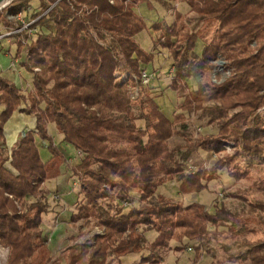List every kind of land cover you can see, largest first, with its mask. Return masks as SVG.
Instances as JSON below:
<instances>
[{"label": "trees", "instance_id": "obj_1", "mask_svg": "<svg viewBox=\"0 0 264 264\" xmlns=\"http://www.w3.org/2000/svg\"><path fill=\"white\" fill-rule=\"evenodd\" d=\"M31 1L11 0L0 9L3 27L14 28L10 17L25 13ZM153 1L170 7L163 0H37L39 11L29 27L43 31L33 40L24 31L10 35L15 57L25 50L19 64L32 75V89L25 94L0 77V245L9 248L6 264H122L129 255H139L137 264H160L167 251L182 252L187 243L198 244L197 264L201 245L218 229L245 249L229 256L230 262L264 264V174L241 168L243 157L264 160V0H170L185 3L193 15L176 10L171 25L150 27L157 36L153 52L159 46L172 59L168 88L181 102L171 119L148 86L138 85L132 97L133 77L153 61V53L136 42L146 25L135 10ZM216 61L228 74L223 80L219 74L210 78ZM189 80H197L192 89ZM15 112L34 118L35 126L8 150L4 130ZM186 114L215 132L194 137ZM49 124L81 154L72 174L82 202L70 223L81 221L101 232L75 240L58 260L41 229L48 211L44 184L59 177L66 162L48 134ZM173 137L182 143L170 149ZM38 139L47 146V161L40 157ZM226 144L232 154L210 169L185 171L192 154H221ZM223 168L235 181L248 182L229 193L246 205L240 213L223 205L212 213L200 203L185 205L161 194L152 200L168 182L182 196L199 194ZM148 233L155 234L150 243Z\"/></svg>", "mask_w": 264, "mask_h": 264}, {"label": "rangeland", "instance_id": "obj_2", "mask_svg": "<svg viewBox=\"0 0 264 264\" xmlns=\"http://www.w3.org/2000/svg\"><path fill=\"white\" fill-rule=\"evenodd\" d=\"M169 2L170 7H163L158 2H151L150 5L146 3L140 4L135 10L136 13L143 19L146 29L141 31L135 37L137 44L140 49L146 53H153V61L145 65V69L151 74V85L148 89L151 96L156 98V103L160 111L168 118L171 119L173 114L177 112V104L181 102V99L177 97V94L168 88L170 80L172 78L173 68L172 59L169 53L165 49L156 47L153 52V43L157 40V36L153 34L150 27L154 23H164L166 25H171L173 22V12L179 11L183 15L193 16L188 13V6L185 3H180L178 1L163 0ZM11 0H5L1 5L0 9L7 8ZM39 11L37 0H32L30 2L29 9L22 14H18L15 17H10V19L15 20L14 28L21 26L18 30L27 33L31 40H33L36 35L43 31L40 26L35 28H30L36 19H33V15ZM14 28H5L0 22V41L4 38H11L10 34L15 33L17 30ZM10 36V37H9ZM14 39V38H13ZM200 43L197 44L196 53L200 52ZM2 46V47H1ZM15 47L11 50L15 52ZM9 50V45L6 41L0 44V55H4L5 52ZM24 56H22L21 61L23 62ZM10 66L11 69L7 70L8 80L16 84L17 88L21 90H26L25 94L31 91L32 87V75L27 73L23 68H19L17 62ZM217 68L214 73L210 74V78L214 80L216 74H219L221 80L225 79L228 74L222 70V61H216ZM14 67V68H13ZM7 79V78H5ZM19 80V82H18ZM197 80H189L188 88L192 89L195 87ZM149 83V84H150ZM2 106H0V112L2 111ZM262 110L260 111V113ZM190 122V133L195 137L198 134H209L215 132V129L211 127H205L199 122L194 115H187ZM24 118L25 115H20ZM29 117L24 118L25 120ZM140 125V124H139ZM25 127V128H24ZM19 135H22L28 126H24ZM48 134L52 137L54 145L63 154L66 162L61 166L60 176L56 179L49 180L44 184L45 188L48 190L47 204L48 211L46 214L42 215L41 229L43 235L46 238L48 248L51 252L52 258L54 260L59 259L60 252L66 248L68 245L76 241H84L91 238L97 233H101L93 225L86 226L83 222L79 221L77 224L72 225L70 223V215L75 212L76 207L82 202V194L80 193V185L77 178L72 174V168L79 163L81 159V154L76 152L73 147L69 144L62 142L61 135L57 132L53 124H49L47 127ZM38 149L40 152V157L42 160L47 161L50 154L47 150L45 142L36 140ZM182 140L179 137H173L169 140V147L172 149L178 144H181ZM232 149L230 144H226L223 147L221 154L215 153H205L198 151L190 156L187 162H185V168L188 170H194L196 168H206L210 169L218 159L222 158L224 155H231ZM241 168L247 169L254 176H260L264 174V160L253 159L251 157H243L241 162ZM219 177L217 180L212 181L208 184L207 190L200 192L199 194H189L180 195L177 191V185L175 182H168L162 185L154 198L155 201L157 195L161 194L167 198L175 201H181L185 205L193 202L200 203L206 207L209 212L213 213L214 206L223 205L227 210L232 213H240L246 209V205L237 199L231 198L229 193L234 191L236 188H243L248 185V182L244 179L240 182L235 181L234 178L228 175V169L223 168L218 173ZM112 192L111 195H114ZM134 197L133 204L137 205V199ZM32 199H28L31 202ZM142 205V204H141ZM129 208L126 207L125 211ZM212 231L213 228L210 227ZM81 237H78L79 235ZM148 243L153 240L152 234L147 235ZM77 238V239H76ZM197 243H187L184 246L182 252H173L172 250L167 251L164 254V260L160 264H194V249ZM3 249L0 253L2 256V264H6L9 248L0 245ZM173 244H171V248ZM225 247L229 251L225 250ZM7 249V251H6ZM190 249V250H188ZM245 249L241 247L239 242H235L229 238L224 229H218L213 235H210V240L207 244L201 245V256L197 264H237L230 262L229 256H235L243 252ZM124 264H134L139 261L138 255L127 256L122 258ZM60 264H63L62 262ZM247 264V263H245Z\"/></svg>", "mask_w": 264, "mask_h": 264}, {"label": "crops", "instance_id": "obj_3", "mask_svg": "<svg viewBox=\"0 0 264 264\" xmlns=\"http://www.w3.org/2000/svg\"><path fill=\"white\" fill-rule=\"evenodd\" d=\"M13 38L14 37H11V38H8V39L7 38H5V39L3 38L0 41V44L3 41H6V43L9 45V50L7 52H5L4 55H0V77H2V78H7L8 79V74H10V73H8L7 70L11 69L10 66L12 64L15 67V65H16L15 62H17L18 67L21 69L19 63H20L22 57L21 58H16L15 57L16 49H15V52L11 50L12 47L16 48L15 38L14 39ZM21 55L22 56L25 55V50L22 51ZM18 82H19V80H18ZM31 89H32V87H31ZM22 92L25 93L26 90L25 91L22 90ZM20 115H24V114H20L18 112H15L12 115L11 119L5 125L4 134H5L6 146H7L8 150H11L16 145V143H17V141L19 139V136H20L18 133H19V131L22 130V128L25 125L29 127L27 130L34 129V126H35L34 118L29 117V116H25L24 118L29 117L28 119L25 120L24 118L20 117ZM150 234H152V236L155 237L154 233H150ZM154 237H153V239H154ZM129 256H131V255H129ZM126 257H123V258H126ZM139 260H140V257H139ZM120 261H121L122 264H124L122 258L120 259ZM137 263H134V264H137ZM130 264H132V263H130Z\"/></svg>", "mask_w": 264, "mask_h": 264}, {"label": "built area", "instance_id": "obj_4", "mask_svg": "<svg viewBox=\"0 0 264 264\" xmlns=\"http://www.w3.org/2000/svg\"><path fill=\"white\" fill-rule=\"evenodd\" d=\"M18 32H19V30H17L15 33H11L10 35L16 34ZM150 80H151V74L147 70H140L139 74L137 76L133 77V81H134V83H136L137 87H136V89L133 90L132 97H137L138 90H139L138 89V85L141 86V87H146V86L149 85ZM185 171L187 172L188 169H186ZM2 250H5V249H3L0 246V253H2L1 252ZM188 250H190V249H188ZM6 251H7V249H6ZM1 258H2V256L0 254V264H2V259Z\"/></svg>", "mask_w": 264, "mask_h": 264}, {"label": "water", "instance_id": "obj_5", "mask_svg": "<svg viewBox=\"0 0 264 264\" xmlns=\"http://www.w3.org/2000/svg\"><path fill=\"white\" fill-rule=\"evenodd\" d=\"M5 0H0V5L4 2Z\"/></svg>", "mask_w": 264, "mask_h": 264}]
</instances>
